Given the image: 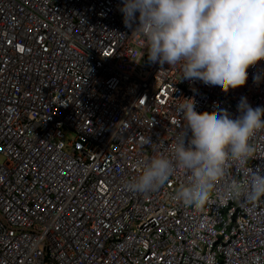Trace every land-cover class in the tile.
Listing matches in <instances>:
<instances>
[{"label":"built area","instance_id":"obj_1","mask_svg":"<svg viewBox=\"0 0 264 264\" xmlns=\"http://www.w3.org/2000/svg\"><path fill=\"white\" fill-rule=\"evenodd\" d=\"M120 4L0 0V264H264V196L193 211L175 199L183 173L153 192L124 184L170 155L183 97L213 116L235 118L241 97L264 108V61L226 92L179 80L147 60ZM250 145L247 167L226 168L245 188L264 175V128Z\"/></svg>","mask_w":264,"mask_h":264},{"label":"clouds","instance_id":"obj_2","mask_svg":"<svg viewBox=\"0 0 264 264\" xmlns=\"http://www.w3.org/2000/svg\"><path fill=\"white\" fill-rule=\"evenodd\" d=\"M119 11L124 25L135 24L141 33L147 60L178 66L179 80L226 92L244 85L247 69L264 61V0H121ZM252 78L259 81L260 75ZM195 104L194 97H183L177 105L187 132L175 139L170 155L154 152L139 161L125 187L153 192L183 173L188 183L177 188L175 199L193 211L212 200L222 206L241 196L254 203L264 196V175L249 170L246 188L225 177L229 162L247 167L250 139L264 128V108L241 97L232 118L224 109L215 116L198 112Z\"/></svg>","mask_w":264,"mask_h":264}]
</instances>
